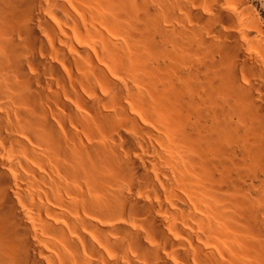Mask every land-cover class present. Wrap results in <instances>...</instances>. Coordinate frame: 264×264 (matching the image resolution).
<instances>
[{"label":"bare ground","instance_id":"1","mask_svg":"<svg viewBox=\"0 0 264 264\" xmlns=\"http://www.w3.org/2000/svg\"><path fill=\"white\" fill-rule=\"evenodd\" d=\"M0 264H264L243 0H0Z\"/></svg>","mask_w":264,"mask_h":264},{"label":"rangeland","instance_id":"2","mask_svg":"<svg viewBox=\"0 0 264 264\" xmlns=\"http://www.w3.org/2000/svg\"><path fill=\"white\" fill-rule=\"evenodd\" d=\"M255 14L260 30L264 35V0H243Z\"/></svg>","mask_w":264,"mask_h":264}]
</instances>
